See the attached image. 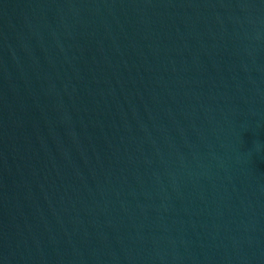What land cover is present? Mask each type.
Masks as SVG:
<instances>
[{"label":"water","instance_id":"obj_1","mask_svg":"<svg viewBox=\"0 0 264 264\" xmlns=\"http://www.w3.org/2000/svg\"><path fill=\"white\" fill-rule=\"evenodd\" d=\"M0 264H264V0H0Z\"/></svg>","mask_w":264,"mask_h":264}]
</instances>
